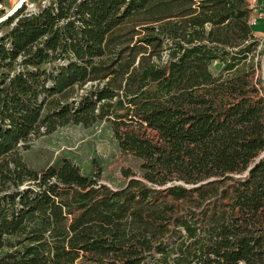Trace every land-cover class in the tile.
Wrapping results in <instances>:
<instances>
[{
    "label": "trees",
    "instance_id": "16d2710c",
    "mask_svg": "<svg viewBox=\"0 0 264 264\" xmlns=\"http://www.w3.org/2000/svg\"><path fill=\"white\" fill-rule=\"evenodd\" d=\"M43 2L0 23V264H264L248 1ZM99 122L141 162L121 188L22 159L33 136Z\"/></svg>",
    "mask_w": 264,
    "mask_h": 264
},
{
    "label": "rangeland",
    "instance_id": "374dc122",
    "mask_svg": "<svg viewBox=\"0 0 264 264\" xmlns=\"http://www.w3.org/2000/svg\"><path fill=\"white\" fill-rule=\"evenodd\" d=\"M19 0L2 1L5 8L10 10ZM44 0H27L28 9H34ZM248 1V0H247ZM31 4L34 7L31 8ZM264 48V40L260 41ZM264 54L261 57V76L264 94ZM218 63L211 66L213 73L220 69ZM28 149L21 151L22 159L27 167L34 171L44 170L50 165L67 159L76 165L82 175L93 177L94 166L99 169V184L108 188H121L126 184L122 177V169H130L136 176L140 174L141 162L120 150L110 126L99 122L91 127L68 125L58 128L49 135L33 136L27 142Z\"/></svg>",
    "mask_w": 264,
    "mask_h": 264
},
{
    "label": "built area",
    "instance_id": "2783aa9c",
    "mask_svg": "<svg viewBox=\"0 0 264 264\" xmlns=\"http://www.w3.org/2000/svg\"><path fill=\"white\" fill-rule=\"evenodd\" d=\"M248 3H249V8L251 12H254L256 10L257 0H248ZM42 4H44V2H42ZM31 5H32L31 8L34 7L33 4ZM23 6L26 7L24 11L25 13L32 14L37 11V6L34 7V9H28L27 0L16 1L10 10H7L4 4L2 3V0H0V23L6 21L9 17H11L14 13H16ZM257 15L259 19L264 18V12H257ZM248 23L251 27H253L256 24V19L252 18L250 15Z\"/></svg>",
    "mask_w": 264,
    "mask_h": 264
},
{
    "label": "crops",
    "instance_id": "0c3cea01",
    "mask_svg": "<svg viewBox=\"0 0 264 264\" xmlns=\"http://www.w3.org/2000/svg\"><path fill=\"white\" fill-rule=\"evenodd\" d=\"M6 2H10V0H2ZM257 12H264V0H257L256 10L251 12V17L256 19V24L252 27L253 37L259 41L264 40V18L259 19Z\"/></svg>",
    "mask_w": 264,
    "mask_h": 264
},
{
    "label": "water",
    "instance_id": "95a60500",
    "mask_svg": "<svg viewBox=\"0 0 264 264\" xmlns=\"http://www.w3.org/2000/svg\"><path fill=\"white\" fill-rule=\"evenodd\" d=\"M263 70H264V66H263ZM251 168L248 169V171L250 170Z\"/></svg>",
    "mask_w": 264,
    "mask_h": 264
}]
</instances>
